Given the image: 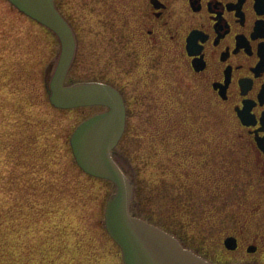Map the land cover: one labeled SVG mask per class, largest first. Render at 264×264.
Here are the masks:
<instances>
[{
	"label": "rangeland",
	"instance_id": "rangeland-1",
	"mask_svg": "<svg viewBox=\"0 0 264 264\" xmlns=\"http://www.w3.org/2000/svg\"><path fill=\"white\" fill-rule=\"evenodd\" d=\"M57 1L80 37L79 57L68 78L102 75L104 41L121 24L120 12L129 0ZM59 50L52 31L8 0H0V264H122L121 249L104 223L113 185L98 178L83 180L70 145L77 124L103 107L60 109L49 102L45 69ZM122 64L128 75L130 65ZM174 78L168 86L174 94L165 93L175 95L174 99L161 94L152 97L150 90L144 97L128 99L127 130L118 149L141 174V194L136 196L133 211L143 216H147L144 209L158 211L170 231L180 235L191 226V233L199 236L206 214L201 203L207 193L215 192L214 178L227 180L229 186L240 181V176L245 178L240 173L243 162L231 161L229 155L239 147V136L229 117L208 105L187 111V105L179 102L192 101L191 89L188 95L187 81ZM208 128L215 133L210 137L212 144L219 146L215 141L220 139V154L229 159L207 164L202 177L195 172L196 162L187 161L192 153L188 142L195 140V147L202 149L198 138ZM183 159L191 169L182 168ZM183 173L186 178H179ZM155 182L165 184L157 194ZM178 203L182 211L178 218H171L169 211L174 212ZM208 210L219 214V210Z\"/></svg>",
	"mask_w": 264,
	"mask_h": 264
},
{
	"label": "flooded vegetation",
	"instance_id": "flooded-vegetation-1",
	"mask_svg": "<svg viewBox=\"0 0 264 264\" xmlns=\"http://www.w3.org/2000/svg\"><path fill=\"white\" fill-rule=\"evenodd\" d=\"M120 16L121 24L104 41V73L93 78L117 87L129 113L128 99L144 97L148 90L155 98L174 94L169 81L181 77L192 101L179 103L187 111L205 104L226 114L239 136V147L229 155L243 162L245 178L230 186L214 178L215 192L201 203L206 211L201 235L188 226L184 243L216 264H264V0H129ZM206 132L198 138L202 149L188 142L187 161L196 162L202 177L207 164L229 159L220 154V139L219 146L212 144L213 129Z\"/></svg>",
	"mask_w": 264,
	"mask_h": 264
},
{
	"label": "water",
	"instance_id": "water-1",
	"mask_svg": "<svg viewBox=\"0 0 264 264\" xmlns=\"http://www.w3.org/2000/svg\"><path fill=\"white\" fill-rule=\"evenodd\" d=\"M21 12L52 30L60 51L47 65L45 87L58 108L101 104L108 107L82 121L70 142L77 164L88 174L112 181L105 226L122 250L123 264H211L184 247L173 234L133 215L136 174L130 160L116 149L126 127V106L121 93L97 80H73L67 74L77 52V36L55 0H9Z\"/></svg>",
	"mask_w": 264,
	"mask_h": 264
},
{
	"label": "trees",
	"instance_id": "trees-1",
	"mask_svg": "<svg viewBox=\"0 0 264 264\" xmlns=\"http://www.w3.org/2000/svg\"><path fill=\"white\" fill-rule=\"evenodd\" d=\"M186 123H188L189 125H191L192 123H191V121H188V122H186ZM194 130V129H193ZM195 132H196V134L198 133V134H201L202 132H198V130H194ZM202 136L201 135H199V138H201ZM195 141V140H194ZM20 149H21V146H20ZM18 152V151H17ZM20 152V151H19ZM21 153V152H20ZM30 153H31V151H30ZM19 159H21V157L19 158ZM36 160V159H35ZM183 161H184V159L182 160V164H181V166H182V168L183 169H186V171H187V169H191V167L190 166H188V165H185V164H183ZM75 167L79 170V172L83 175H81L80 177L83 179V180H86V179H88V178H90V179H92V180H94L95 178L94 177H91V176H89V175H87V174H85L77 165H75ZM43 169V168H42ZM195 169V168H194ZM194 169H193V171H194ZM197 169L198 168H196L195 169V172L197 173ZM185 171V172H186ZM192 171V170H191ZM164 178H166V177H163L162 179H164ZM179 178H186V173H183V174H181V175H179ZM161 179V180H162ZM95 180H97V179H95ZM87 181V180H86ZM138 182H140V179H139V181ZM164 183H161V182H155V186H153V191L155 192V190H156V194H157V192H158V190H160V189H162L163 187H164ZM186 188H184V189H182V192L185 190ZM141 194V191L139 190V186H138V195H140ZM151 195L153 196V198H154V195H153V193H151ZM185 195V194H184ZM150 202V201H149ZM148 205L149 204H151V202L150 203H147ZM176 204H177V202H176ZM140 208V207H139ZM150 208H151V205H150ZM182 209V204H180V203H178V205H176V206H174V212L172 211V210H170L169 212L171 213V214H169L170 216H171V218H172V216H174L175 218H178L179 217V215H180V212L182 211L181 210ZM148 210V209H147ZM146 209H144V211L146 212V214H147V218L148 219H150V220H152V221H154V222H159V221H163V226H165V227H169V223L168 222H165V220H167V219H165V220H162V215L157 211V214H154V213H150V209L147 211ZM150 213V214H149ZM159 215V216H158ZM164 219V218H163ZM181 220H183L182 219V217L180 218ZM179 223H181L182 224V226L184 225L182 222H180L179 221ZM110 241L112 242V240L110 239Z\"/></svg>",
	"mask_w": 264,
	"mask_h": 264
}]
</instances>
